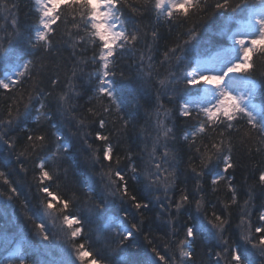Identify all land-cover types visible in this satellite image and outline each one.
Listing matches in <instances>:
<instances>
[{"label": "snow or ice", "instance_id": "obj_1", "mask_svg": "<svg viewBox=\"0 0 264 264\" xmlns=\"http://www.w3.org/2000/svg\"><path fill=\"white\" fill-rule=\"evenodd\" d=\"M30 4L31 26L13 15L11 31L0 35V209L20 201L32 221L26 240L9 239L14 234L0 227L6 253L23 243V254L7 256V264H264V198L256 203L257 191L264 197V72L257 74L264 66V0ZM165 26L182 31L171 39ZM206 27L211 36L202 39ZM58 45L72 49L71 69L52 62ZM129 56L134 78L121 70ZM89 65L95 79L80 112L75 100L89 81H74ZM66 119L76 122L68 134L87 153L88 174L70 188L61 181L68 180L72 149ZM17 128L25 133L19 150L18 136L9 135ZM242 155L258 163L251 184L245 176L241 205L244 185L234 172L247 168ZM25 185L36 189L31 206L21 200L18 186ZM77 192L84 195L79 207ZM153 206L161 235L150 229L141 248L136 240ZM90 224L103 233L101 248L87 240Z\"/></svg>", "mask_w": 264, "mask_h": 264}, {"label": "trees", "instance_id": "obj_2", "mask_svg": "<svg viewBox=\"0 0 264 264\" xmlns=\"http://www.w3.org/2000/svg\"><path fill=\"white\" fill-rule=\"evenodd\" d=\"M19 4V7L16 8L14 5ZM34 9L31 8L30 0H0V35H4L7 32L5 17L3 14H5L6 19L7 17H13V15H17L20 21V24L24 28H29L31 24L33 23L35 17L33 16ZM192 22L189 21L188 24L184 25L183 27H191ZM166 36H168L171 39H175L177 37V34L182 31L180 26H177L172 29L171 33L168 31V27L165 26L163 29ZM202 39H208L211 36V32L208 30V28L201 29ZM181 40L185 39V37L180 36ZM60 51L58 57L54 58L52 60L53 63H55L57 60L67 65L69 69H71L74 65L72 63L73 60H75V57L72 56V49L70 47H67L66 45H58L57 46ZM87 55H91V51L87 53ZM132 65V59L129 57H126L122 63H121V70L124 72V75L127 77L134 78L136 75V68ZM131 66V67H130ZM83 67V65H82ZM264 72V66L258 65V73ZM84 75L80 77V79L74 81L76 84H81L82 81H89L88 83H84L83 87L79 90L82 92V95L75 100V103L77 105L82 106L81 108H78L77 111L83 112L89 107L88 104V97L92 94V83L91 81H94L95 77L89 75L91 73V66L84 68ZM70 74V73H69ZM117 79H120L119 76H117ZM65 84H67V81H65ZM61 89H58L57 91H60ZM262 98L257 96L256 101L259 102ZM95 101H93L94 103ZM50 106L54 107V103L50 102ZM0 107H4L3 104H0ZM22 110V108H21ZM6 111V108H5ZM143 114L141 113V116ZM31 123V122H29ZM64 124L67 125L65 128V137L72 143V149L71 152L65 161V167L68 168V180L64 181L63 176H61L62 187H73L74 185H78L79 182L84 178L85 175L88 174L87 172V165L83 161L82 157L83 155H86L85 146L82 144V142L79 140L78 137H72L68 134L67 129L71 128L73 131H76V122L65 120ZM111 127V126H110ZM113 132H115V129H112ZM9 135H17L19 139V143L17 145L18 150L23 148V138L25 136V133H22L19 128L16 129L15 132L9 133ZM127 136L129 138V142L135 144L137 141V137L133 134L132 131H129L127 133ZM116 137L114 136V141ZM246 153V149L244 150ZM3 155H6L5 146L0 145V157ZM242 161L245 165H247V168L240 167L237 168L234 172V178L237 181L238 186L244 185L241 187V199L240 204H243V200L247 198V186L245 185V176L248 177L247 184H251L252 181V171L253 166L258 163V158L253 157L251 160H249L246 155H242ZM31 167V165H29ZM98 171V167L96 169ZM9 175L13 178L16 176V170L13 168L11 171H9ZM32 173L29 172L28 180H31ZM98 181V177L95 178ZM21 191V200H25L29 203L31 206L32 204L36 203V189L35 187H32L31 190L25 186H18ZM138 194H139V190ZM224 187L221 186V190L218 193L222 199H224ZM77 195L79 196V201L76 205V207L80 206V203L84 200V195L82 192H77ZM264 197H261L259 195V191H257V200L256 203L259 202L260 199ZM212 199H215V197H212ZM222 206V205H221ZM75 210V209H73ZM157 211V207L153 206L149 210H147L144 213V221H143V231L139 234L137 237L136 243L139 247L143 248L146 244V241L144 240V235L149 232L151 229L153 236L159 237L161 235L160 232V225L161 221L155 219V213ZM174 211V210H173ZM209 215L211 214V209H208ZM31 215V213H29ZM137 220L140 219L139 216L136 217ZM0 220L7 221L6 224L0 225V227H4L7 230H10L14 236L10 237H22L24 240L28 239L31 236L32 231V221L27 220L24 210L21 207L20 201H16L14 205H11L7 208V210L0 209ZM239 221V216L235 217L234 224ZM39 221H37L38 223ZM96 225H89L87 230V240L91 242L93 248H101L102 247V240L99 237L103 236V233H98L96 231ZM99 227H103V225H100ZM79 242V241H78ZM206 243L214 244V241H206ZM33 248L35 249L34 252V258L36 260H39L41 258V251L37 245V243L33 242ZM204 251H207V248L204 249ZM101 254H103V249H100ZM23 254V243L19 246V251L15 255H22ZM57 250H53V255H57ZM15 255H11L10 252H5L3 247H0V262L2 264H7L6 257L7 256H13V259H15ZM124 253H121V256H123ZM206 259V257H205ZM16 264H18V261H16Z\"/></svg>", "mask_w": 264, "mask_h": 264}, {"label": "rangeland", "instance_id": "obj_3", "mask_svg": "<svg viewBox=\"0 0 264 264\" xmlns=\"http://www.w3.org/2000/svg\"><path fill=\"white\" fill-rule=\"evenodd\" d=\"M3 16L5 17L4 19L6 22L5 28H7V32H10L11 31V24H12V17L9 16V18L7 17V19H6L5 14H3ZM9 239H11V238L9 237ZM9 252L11 253V255H14V253L16 254L17 253L16 247L14 246Z\"/></svg>", "mask_w": 264, "mask_h": 264}]
</instances>
